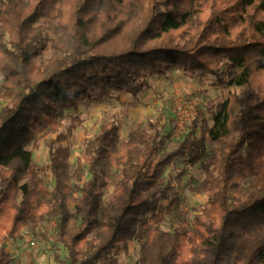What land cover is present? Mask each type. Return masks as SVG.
Wrapping results in <instances>:
<instances>
[{"label": "trees", "instance_id": "trees-1", "mask_svg": "<svg viewBox=\"0 0 264 264\" xmlns=\"http://www.w3.org/2000/svg\"><path fill=\"white\" fill-rule=\"evenodd\" d=\"M175 72L229 89L209 118L195 107L178 148L162 113L124 142L118 120L103 124L75 169V125L46 140L47 169L34 161L68 112L138 99ZM0 74V264L51 218L59 264H120L135 239L138 264H264V0H0ZM183 158L201 163L190 188L206 202L168 231L187 206L174 185L185 170L170 174Z\"/></svg>", "mask_w": 264, "mask_h": 264}, {"label": "rangeland", "instance_id": "rangeland-1", "mask_svg": "<svg viewBox=\"0 0 264 264\" xmlns=\"http://www.w3.org/2000/svg\"><path fill=\"white\" fill-rule=\"evenodd\" d=\"M150 81L152 87L138 99L126 94H116L109 101L101 104H85L78 112H68L57 133L43 132L39 135L38 148L33 151L36 164L40 168H48L50 158L46 140L55 139L59 134H68L72 125H75V129L69 138V145L72 151L71 164L75 169L78 158L86 147V140L97 136L103 124L118 120L121 124V142H124L130 138L136 128L147 129L150 121H155L162 113L165 116L163 133L173 132L167 148L168 150L176 149L190 124L191 117L188 116L190 112H194L195 107L203 105L205 118H209L210 108L215 109L216 105L224 101L229 94V89L211 87L210 79L192 78L182 72H175L166 78L151 77ZM176 101L180 102L179 106H176ZM192 106L194 107L191 109ZM179 113L182 115L179 116ZM173 122L175 129L172 127ZM177 123H186L184 127L186 131L183 133L179 131ZM186 153L192 157L190 147ZM184 170L186 173L182 177V183L174 185L181 197L187 198V206L184 209H178L174 215L166 217L162 227L168 231H174L183 218H192L195 209L206 202L205 196L193 193L190 188L199 187L204 180L201 163L191 164L189 158L176 160L171 166L170 174L175 177ZM88 178L89 176L86 175L83 180ZM47 182L52 189L54 181L50 173ZM72 182L76 183V181ZM112 192V188L106 192L105 201L110 199ZM54 223H56L55 218L48 219L36 229L26 230L22 240L9 242L7 249L13 257V264H59V260L66 259L67 252L61 245L51 239H45V236H50L51 231L54 230ZM33 241L36 243L35 248L31 246ZM139 250V242L135 239L129 244L127 250L120 253L119 263L138 264Z\"/></svg>", "mask_w": 264, "mask_h": 264}, {"label": "built area", "instance_id": "built-area-1", "mask_svg": "<svg viewBox=\"0 0 264 264\" xmlns=\"http://www.w3.org/2000/svg\"><path fill=\"white\" fill-rule=\"evenodd\" d=\"M175 103H176V106H179V105H180V102H179V101H176ZM193 107H194V106H192L191 109H192ZM179 109L181 110V107H179ZM194 109H195V108H194ZM195 111H196V110H195ZM195 111H194V112L191 111L190 114L188 115L189 117H191V119H190L191 121H193V120L196 118V114H195L196 112H195ZM192 112H193V113H192ZM178 115L180 116V115H182V114L179 113ZM191 121H190V122H191ZM190 122H189V123H190ZM186 123H187V122H186ZM186 123H185V124H183V123H177V128H178V130L181 131L182 133L186 131V128H184V127H186ZM187 155H188V154H187ZM183 159H185V158H183ZM53 228H54V229L56 228V223H54V227H53ZM31 246L35 248V247H36V243H35L34 241L31 242Z\"/></svg>", "mask_w": 264, "mask_h": 264}]
</instances>
